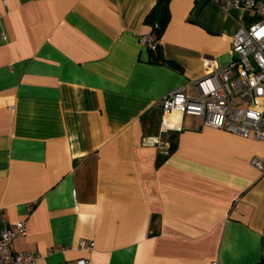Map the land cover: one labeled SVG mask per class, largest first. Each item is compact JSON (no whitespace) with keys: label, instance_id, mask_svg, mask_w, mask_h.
Returning a JSON list of instances; mask_svg holds the SVG:
<instances>
[{"label":"crops","instance_id":"obj_1","mask_svg":"<svg viewBox=\"0 0 264 264\" xmlns=\"http://www.w3.org/2000/svg\"><path fill=\"white\" fill-rule=\"evenodd\" d=\"M0 0V229L35 264H255L264 259V141L172 114L162 98L225 66L252 21L214 0ZM158 42L148 50L139 35ZM165 155V154H163ZM93 242L80 250L79 240Z\"/></svg>","mask_w":264,"mask_h":264},{"label":"built area","instance_id":"obj_2","mask_svg":"<svg viewBox=\"0 0 264 264\" xmlns=\"http://www.w3.org/2000/svg\"><path fill=\"white\" fill-rule=\"evenodd\" d=\"M227 11L241 8L252 14V21L240 25L232 36V58L223 67L192 82L195 94L185 87L172 90L162 98V118L158 136L147 140L166 154L169 141L164 138L180 126L170 121L176 114H191L202 124L243 138L264 141V2L261 0H214ZM139 41L150 51L158 48L149 33L139 35ZM250 164L264 172V159L253 156ZM25 221L19 220L0 229V264H35L39 254L12 248L13 241L26 234ZM78 249L92 251L93 242L81 239ZM79 264H87L79 260ZM212 264H217L213 262Z\"/></svg>","mask_w":264,"mask_h":264},{"label":"trees","instance_id":"obj_3","mask_svg":"<svg viewBox=\"0 0 264 264\" xmlns=\"http://www.w3.org/2000/svg\"><path fill=\"white\" fill-rule=\"evenodd\" d=\"M168 1L169 0H157L146 17V22L152 26V33L156 38H159L169 19ZM167 140L169 141L168 152L165 155L161 153L157 156V164L163 162L165 156L175 149L177 142V133H170L167 136ZM255 264H264V259Z\"/></svg>","mask_w":264,"mask_h":264},{"label":"water","instance_id":"obj_4","mask_svg":"<svg viewBox=\"0 0 264 264\" xmlns=\"http://www.w3.org/2000/svg\"><path fill=\"white\" fill-rule=\"evenodd\" d=\"M261 1H263V2H264V0H261Z\"/></svg>","mask_w":264,"mask_h":264}]
</instances>
